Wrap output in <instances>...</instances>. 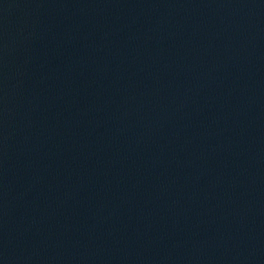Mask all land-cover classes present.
I'll return each mask as SVG.
<instances>
[{
  "label": "water",
  "instance_id": "95a60500",
  "mask_svg": "<svg viewBox=\"0 0 264 264\" xmlns=\"http://www.w3.org/2000/svg\"><path fill=\"white\" fill-rule=\"evenodd\" d=\"M0 264H264V0H0Z\"/></svg>",
  "mask_w": 264,
  "mask_h": 264
}]
</instances>
